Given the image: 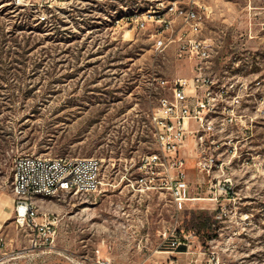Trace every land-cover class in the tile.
Instances as JSON below:
<instances>
[{"label":"rangeland","instance_id":"obj_1","mask_svg":"<svg viewBox=\"0 0 264 264\" xmlns=\"http://www.w3.org/2000/svg\"><path fill=\"white\" fill-rule=\"evenodd\" d=\"M169 1L0 0V192L13 195V160L25 153L98 158L102 180L95 192L37 197L39 216L56 221L50 244L34 248L35 232L11 217L0 264H264V0H201L213 47L204 73L224 103L239 98L232 121L220 106L213 114V178L183 153L189 195L201 199L178 210L166 190L130 187L155 150L159 97L197 72L176 41L155 48L161 22L146 16ZM142 15L141 28L131 19ZM164 17L176 34L180 19ZM189 233L194 252L169 250L172 234Z\"/></svg>","mask_w":264,"mask_h":264},{"label":"built area","instance_id":"obj_2","mask_svg":"<svg viewBox=\"0 0 264 264\" xmlns=\"http://www.w3.org/2000/svg\"><path fill=\"white\" fill-rule=\"evenodd\" d=\"M158 4L160 6L154 9L161 29L155 32V48L161 50L166 43L176 41L177 55L195 60L197 72L192 78L175 79L169 86L170 94L159 97L151 114L155 150L140 158L138 173L129 184L140 192L166 190L176 209L181 210L186 207L187 201L194 199L189 195L185 158L181 150L187 140L192 138L198 152L197 169L213 178V169L217 165V158L213 156V143L218 132L213 114L220 106L221 112L229 115L225 120L232 121L239 98L234 96L224 103L225 90L213 93V77L204 73L213 51L210 39L202 35L207 6L201 0H187L181 5L176 0L166 5L163 2ZM166 13L180 19L176 34L171 32L172 20L164 17ZM39 19L45 20V16L41 15ZM131 20L137 21L141 28L146 25L145 17ZM164 31H170V35H161ZM159 83L164 88L168 82L160 80ZM101 185V162L98 158L20 154L14 158L12 165L15 222L35 232L34 248L50 244L56 235V221L53 217L39 216L37 196L46 198L59 193H91ZM230 188V184H226L224 190ZM194 238L193 233L181 236L172 234L167 246L172 252L187 253L190 248L194 252ZM161 264L178 262L170 258Z\"/></svg>","mask_w":264,"mask_h":264},{"label":"crops","instance_id":"obj_3","mask_svg":"<svg viewBox=\"0 0 264 264\" xmlns=\"http://www.w3.org/2000/svg\"><path fill=\"white\" fill-rule=\"evenodd\" d=\"M218 136L219 135L217 134L215 137V141L213 143V149H215L217 147V144L220 141ZM191 143L194 144L193 145L194 147L192 146V148H191ZM185 150H186V152H185ZM189 150L193 151L194 157L196 158V156L198 155V152L196 149L195 141L192 138H189L187 140L185 146L181 150V154L183 155V153L184 154L186 153V155L191 156V154H189L190 153ZM187 152H189V153L187 154ZM184 158L187 162V159H188L187 156L186 157L184 156ZM185 165H186V163H185ZM187 166H188V164H187ZM194 167H196L195 162H194ZM186 173H187V169H186ZM194 199H201V198L195 197ZM13 214H14V197H13V195L12 194H3L0 192V230L9 222L11 217H13Z\"/></svg>","mask_w":264,"mask_h":264},{"label":"bare ground","instance_id":"obj_4","mask_svg":"<svg viewBox=\"0 0 264 264\" xmlns=\"http://www.w3.org/2000/svg\"><path fill=\"white\" fill-rule=\"evenodd\" d=\"M149 11V10H148ZM153 12L154 13H152V14H147V16H153V14H155V10H153ZM148 13V12H147ZM141 15V14H140ZM133 16V15H132ZM138 16H135V19L137 18ZM142 17H143V15H142ZM120 20V19H119ZM119 20H116V23H119ZM37 197H44V196H37Z\"/></svg>","mask_w":264,"mask_h":264},{"label":"trees","instance_id":"obj_5","mask_svg":"<svg viewBox=\"0 0 264 264\" xmlns=\"http://www.w3.org/2000/svg\"><path fill=\"white\" fill-rule=\"evenodd\" d=\"M200 213H206V212H205V211H200ZM207 222H208V219L205 218V219L203 220V223H204V224H207ZM180 250H182V249H180Z\"/></svg>","mask_w":264,"mask_h":264}]
</instances>
